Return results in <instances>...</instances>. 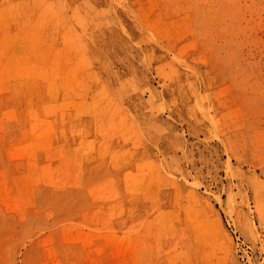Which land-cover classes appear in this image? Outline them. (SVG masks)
<instances>
[{
  "label": "rangeland",
  "instance_id": "1",
  "mask_svg": "<svg viewBox=\"0 0 264 264\" xmlns=\"http://www.w3.org/2000/svg\"><path fill=\"white\" fill-rule=\"evenodd\" d=\"M262 137L264 0H0V264H264Z\"/></svg>",
  "mask_w": 264,
  "mask_h": 264
},
{
  "label": "bare ground",
  "instance_id": "2",
  "mask_svg": "<svg viewBox=\"0 0 264 264\" xmlns=\"http://www.w3.org/2000/svg\"><path fill=\"white\" fill-rule=\"evenodd\" d=\"M9 0H7V2H8ZM6 2V1H5ZM91 50H93V49H91ZM95 52H96V50H95ZM96 54H98V53H96ZM64 72V71H63ZM62 98V97H61ZM58 100V99H57ZM21 101V100H20ZM38 102V101H37ZM35 103H36V101H35ZM43 104V103H42ZM33 105H34V103H33ZM43 107V106H42ZM64 108V107H63ZM57 109H59V108H57ZM30 118V117H29ZM36 118V117H35ZM41 118V117H40ZM36 119H38V118H36ZM61 119V118H60ZM75 122V121H74ZM51 123V122H50ZM60 124V123H59ZM50 127H51V124H50ZM61 128V127H60ZM60 130V129H59ZM55 131V130H54ZM64 131V130H63ZM67 131H68V129H67ZM60 133V132H59ZM61 135V134H60ZM263 138V137H262ZM261 138V139H262ZM63 139V138H62ZM263 140H264V138H263ZM62 141V140H61ZM260 141V140H259ZM261 143H262V141H261ZM263 144H264V142H263ZM60 152V151H59ZM262 153V155L264 154L263 152H261ZM264 158V157H263ZM59 165V164H58ZM80 165V164H79ZM78 165V166H79ZM80 167V166H79ZM262 177H264V169L262 170ZM64 177V176H63ZM256 179V178H255ZM263 182H264V178H263V180H262ZM257 182L259 183V181H258V179H257ZM256 182V183H257ZM263 185V184H262ZM264 208V207H263ZM262 208V210H261V212L263 211V214H262V216L264 217V209Z\"/></svg>",
  "mask_w": 264,
  "mask_h": 264
}]
</instances>
